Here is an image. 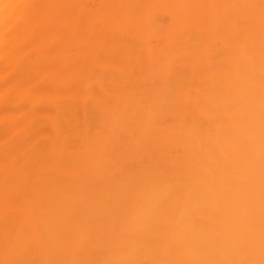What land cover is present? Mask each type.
Segmentation results:
<instances>
[{
  "label": "bare ground",
  "instance_id": "bare-ground-1",
  "mask_svg": "<svg viewBox=\"0 0 264 264\" xmlns=\"http://www.w3.org/2000/svg\"><path fill=\"white\" fill-rule=\"evenodd\" d=\"M259 5L0 0V262L261 264Z\"/></svg>",
  "mask_w": 264,
  "mask_h": 264
},
{
  "label": "snow or ice",
  "instance_id": "snow-or-ice-1",
  "mask_svg": "<svg viewBox=\"0 0 264 264\" xmlns=\"http://www.w3.org/2000/svg\"><path fill=\"white\" fill-rule=\"evenodd\" d=\"M260 9L262 13V17H264V0H260ZM5 8H11L13 7L12 5H5ZM27 7H34V6H27ZM262 87H264V70H262ZM261 158L262 161H264V98H262V103H261ZM97 163L100 165H104L108 161L105 160V157L103 154L98 156L97 158ZM18 240H13V241H8L7 244L11 246H16L18 244ZM262 249H264V237H262ZM0 264H17L15 261H4L0 262ZM126 264H137L136 261H128ZM261 264H264V259L261 260Z\"/></svg>",
  "mask_w": 264,
  "mask_h": 264
}]
</instances>
